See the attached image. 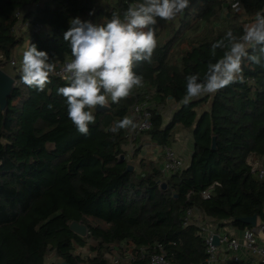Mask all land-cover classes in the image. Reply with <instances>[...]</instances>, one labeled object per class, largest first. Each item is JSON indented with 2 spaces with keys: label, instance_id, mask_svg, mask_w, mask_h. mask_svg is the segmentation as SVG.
Listing matches in <instances>:
<instances>
[{
  "label": "trees",
  "instance_id": "1",
  "mask_svg": "<svg viewBox=\"0 0 264 264\" xmlns=\"http://www.w3.org/2000/svg\"><path fill=\"white\" fill-rule=\"evenodd\" d=\"M238 1L242 9H233L228 0H190L183 16L158 21L151 62L133 67L142 87L96 109L87 135L76 130L65 98L57 94L65 80L52 75L45 91L38 92L22 82L14 66L9 73L15 85L0 108V264H45L51 254L49 264H112L107 256L113 249L120 256L117 264H149L159 246L173 264H209L200 229L185 224L188 209H198L219 226L227 222L240 229L252 226L242 217H262L264 180L252 175L249 158L264 155V45L246 47L260 63L243 59L242 83L181 103L186 77L199 74L202 80L210 63L232 43L243 42L257 12L264 15V0ZM139 2L0 0V67L6 69L24 41L11 32L20 9L37 4L34 23L48 27L45 35L26 33L29 46L47 51L50 60L65 61L72 58L63 40L70 19L104 24L114 12L123 16ZM218 41L222 46L213 50ZM147 97L152 126L134 134V144L145 134L158 145L172 146L180 129H191L192 157L180 172L167 174L155 160L138 158L140 145L130 155L126 147L133 128L110 131L125 117L134 121L131 107ZM168 99L179 107L165 121L161 108ZM73 221L87 226L85 236L71 230ZM87 245L94 255L76 251ZM130 247L131 259L126 257Z\"/></svg>",
  "mask_w": 264,
  "mask_h": 264
},
{
  "label": "clouds",
  "instance_id": "2",
  "mask_svg": "<svg viewBox=\"0 0 264 264\" xmlns=\"http://www.w3.org/2000/svg\"><path fill=\"white\" fill-rule=\"evenodd\" d=\"M189 6L190 0H142L130 4L123 16L114 12L104 24L79 17L69 20L63 40L69 45L72 58L65 65L62 76L66 83L57 89V94L65 98L68 118L80 134L89 133V125L95 123L94 111L98 107L118 103L134 88L142 87V76L134 72L133 67L139 62H151L157 47L158 21H173L177 16H183ZM227 36L231 37L232 33L228 32ZM241 40L243 42L232 43L222 58L208 65L202 80L199 74L186 77L182 104L188 105L193 99L205 95H215L233 83H242L245 57L260 63L257 56H249L246 45H264V15L261 12H257L255 22L245 30ZM221 46L218 41L212 44V49ZM260 50L264 53V47ZM55 69L56 61L50 60L49 53L39 50L35 44L23 52L20 75L28 87L44 92ZM48 107L51 109L52 105ZM135 127L134 121L125 117L110 131L117 133L120 129Z\"/></svg>",
  "mask_w": 264,
  "mask_h": 264
},
{
  "label": "built area",
  "instance_id": "3",
  "mask_svg": "<svg viewBox=\"0 0 264 264\" xmlns=\"http://www.w3.org/2000/svg\"><path fill=\"white\" fill-rule=\"evenodd\" d=\"M233 9H242V5L238 0H228ZM37 4L29 5L25 9H20L16 12L17 20L11 28V32L16 37H24L26 33L33 32L45 35L48 32V27L43 23H34V11ZM29 14V16H27ZM16 57L13 55L10 63L17 67ZM70 62L56 60V69L53 76L62 79L65 74V65ZM64 80V79H62ZM131 115L134 118L136 127L129 134L128 150L131 155L135 149L134 134L142 133L149 130L152 126V112L150 108V100L145 99L135 103L131 107ZM158 145V144H157ZM162 156V170L167 173H175L182 171L187 163L183 156L173 146L158 145ZM251 173L257 180H264V155H254L249 158ZM204 197H209V191L203 192ZM185 224H195L200 230V234L204 237L206 243V252L208 254L207 262L209 264H220L222 260L221 252L229 256L230 262H242L243 259H252L254 264L264 262V209L263 215L257 218L254 226H249L242 229L241 237H235L228 233H219L218 221L204 215L201 211L195 208L188 209ZM219 236V244L213 242L215 235ZM160 251L152 253L149 258V264H173L168 258L166 251L162 246H159ZM133 249L130 247L126 252L127 258H133ZM51 255H48L45 264H49ZM112 264H117L120 256L116 250H111L107 256Z\"/></svg>",
  "mask_w": 264,
  "mask_h": 264
},
{
  "label": "crops",
  "instance_id": "4",
  "mask_svg": "<svg viewBox=\"0 0 264 264\" xmlns=\"http://www.w3.org/2000/svg\"><path fill=\"white\" fill-rule=\"evenodd\" d=\"M26 38H27V40H24V41L28 42L27 45H24V41H23V43L16 48V54H15V50H14V56L16 55L18 63L19 62L21 63L23 52L29 47V44H30V39H29V36L27 34L24 36V39H26ZM248 46L249 45H246V47H248ZM20 66H21V64H20ZM19 70H20V68H19ZM178 107H179V103H177L171 99L167 100L166 105H164V107L161 108V111L163 113L165 121H169L172 118L175 110ZM193 144H194V142H193L192 130L189 128H187V129L182 128L176 133L175 141L172 143V146L178 151V153L181 156H183L186 163L189 164L191 157H192ZM135 145H136V147H138L140 145L138 158L146 157L148 159L155 160L162 167L163 156H162L161 150H160L159 146L157 145V143L152 141L148 135L142 134L140 136V141ZM126 149L129 153L128 146L126 147ZM218 232L221 234L228 233L232 236L239 237V238L242 235V229L237 228V227H235V226H233L227 222L219 227ZM221 255L223 257H222L220 264H227L229 261V256L224 255L222 252H221ZM51 260L52 259H50V261ZM241 263H243V264H254V261L252 259H243Z\"/></svg>",
  "mask_w": 264,
  "mask_h": 264
},
{
  "label": "water",
  "instance_id": "5",
  "mask_svg": "<svg viewBox=\"0 0 264 264\" xmlns=\"http://www.w3.org/2000/svg\"><path fill=\"white\" fill-rule=\"evenodd\" d=\"M15 85V78L6 70L2 69L0 67V108L4 109L8 103V97L13 89ZM103 108H107V107H98L97 110H101ZM215 146V138H213V142H212V147L214 148ZM125 156L122 155V158H124ZM128 169L132 170L133 169V165L130 164L128 165ZM162 187H166V183H162L161 185ZM241 221L254 226L256 224L257 221V216L253 215V216H248V217H242ZM70 228L71 230H73L74 232L78 233L79 235L85 236L88 232L87 226L79 223L77 221H73L70 224ZM213 242L218 245L219 244V236L216 234L213 238ZM58 264H66L65 262H59Z\"/></svg>",
  "mask_w": 264,
  "mask_h": 264
},
{
  "label": "rangeland",
  "instance_id": "6",
  "mask_svg": "<svg viewBox=\"0 0 264 264\" xmlns=\"http://www.w3.org/2000/svg\"><path fill=\"white\" fill-rule=\"evenodd\" d=\"M252 24H253V23H252ZM252 24L248 25V27L251 26ZM164 29H165V30H164L165 38H168V37H169V35L167 34V32H168V27H165ZM24 40H27V38L24 39ZM27 43H28V42L24 41V45H27ZM15 54H16V49H15ZM15 57H16V55H15ZM15 59H16L17 69H19L21 63H20V62H19V63L17 62V58H15ZM13 69H14V66L9 62V64L7 65V67H6L5 70H7L8 72H10V71L13 70ZM134 146L136 147V145H134ZM93 243H94V242H93ZM76 251H77L78 253L83 254V255H94V254L96 253L95 251L91 250L90 247H89L88 245L85 246V247H83V248H77Z\"/></svg>",
  "mask_w": 264,
  "mask_h": 264
}]
</instances>
